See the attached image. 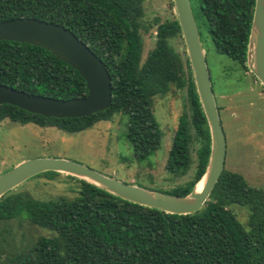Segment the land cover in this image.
I'll use <instances>...</instances> for the list:
<instances>
[{"label": "trees", "instance_id": "1", "mask_svg": "<svg viewBox=\"0 0 264 264\" xmlns=\"http://www.w3.org/2000/svg\"><path fill=\"white\" fill-rule=\"evenodd\" d=\"M143 1L0 0V23L36 19L71 31L105 64L112 86L109 107L89 117L45 118L3 104L0 120L73 135L122 114L127 116L126 140L136 161L142 162L160 148L163 137L153 102L169 94L175 84L185 90L186 112L172 138L165 171L188 179L171 191L157 192L185 197L205 174L209 128L187 57L180 79L174 80L173 62L179 56L170 41L182 38L176 16L151 25L155 45L142 63ZM254 6L255 0L200 4L214 51L246 71ZM0 85L57 100L88 93L79 73L49 51L11 41H0ZM66 176L79 185L73 199H23L12 190L0 197V226L5 233L0 234V264H264V189L249 186L241 174L224 169L203 208L187 215L141 207ZM232 206L247 210L245 226L231 212ZM17 218L53 235L6 253L4 244L16 246L8 241V228Z\"/></svg>", "mask_w": 264, "mask_h": 264}, {"label": "rangeland", "instance_id": "2", "mask_svg": "<svg viewBox=\"0 0 264 264\" xmlns=\"http://www.w3.org/2000/svg\"><path fill=\"white\" fill-rule=\"evenodd\" d=\"M189 2L216 104L221 109L220 120L226 137L224 169L241 174L249 186L264 189V89L251 72L214 51L207 22L200 10L201 0ZM171 3L172 0L143 1L142 63L155 45V33L151 25L176 16L175 7ZM170 43L179 56L173 62L174 80H179L185 68L186 48L182 38L173 39ZM184 112L186 93L185 90L177 89L175 84L169 94L155 98L153 113L163 137L160 148L142 162L136 161L126 140L127 116L122 114L73 135L55 128L0 120V176L25 160L64 158L125 183L161 192L171 191L188 179L174 178L165 171L172 138ZM78 188V183L65 174L52 177L43 174L30 178L10 193L23 199L61 202L75 198ZM230 210L245 226L247 210L238 206H232ZM3 229L0 226L1 235L5 234ZM8 229V241L16 246L12 249L4 244L6 253L21 251L40 236L53 235L29 224L23 218L12 220Z\"/></svg>", "mask_w": 264, "mask_h": 264}, {"label": "water", "instance_id": "3", "mask_svg": "<svg viewBox=\"0 0 264 264\" xmlns=\"http://www.w3.org/2000/svg\"><path fill=\"white\" fill-rule=\"evenodd\" d=\"M199 101L210 134V154L201 190L185 196H172L110 178L80 163L64 158L25 160L0 176V197L32 177L56 172L85 180L108 193L168 214L187 215L200 211L224 171L226 137L222 128L211 77L189 0H172ZM0 41L40 46L76 70L85 80L87 95L57 100L28 95L0 85V105L7 104L45 118L89 117L104 111L111 103L112 86L105 64L71 31L60 25L36 19H14L0 23ZM247 65L264 89V0H255L249 37Z\"/></svg>", "mask_w": 264, "mask_h": 264}, {"label": "bare ground", "instance_id": "4", "mask_svg": "<svg viewBox=\"0 0 264 264\" xmlns=\"http://www.w3.org/2000/svg\"><path fill=\"white\" fill-rule=\"evenodd\" d=\"M203 182L201 181L200 183H198V185L196 186V191H200L202 188Z\"/></svg>", "mask_w": 264, "mask_h": 264}]
</instances>
